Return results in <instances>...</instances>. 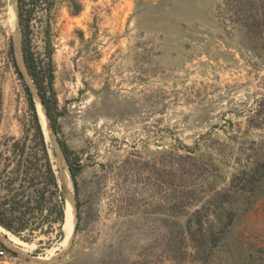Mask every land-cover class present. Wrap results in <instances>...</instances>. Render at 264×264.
<instances>
[{
	"label": "rangeland",
	"instance_id": "rangeland-1",
	"mask_svg": "<svg viewBox=\"0 0 264 264\" xmlns=\"http://www.w3.org/2000/svg\"><path fill=\"white\" fill-rule=\"evenodd\" d=\"M251 3L263 24L247 30ZM9 10L0 0V197L16 143L33 145L28 87L78 219L67 244L60 225L30 241L0 227V264H264V0H59L30 35L52 57L58 134ZM222 212L215 246L191 239Z\"/></svg>",
	"mask_w": 264,
	"mask_h": 264
},
{
	"label": "trees",
	"instance_id": "trees-1",
	"mask_svg": "<svg viewBox=\"0 0 264 264\" xmlns=\"http://www.w3.org/2000/svg\"><path fill=\"white\" fill-rule=\"evenodd\" d=\"M58 1L17 0V15L22 32V52L26 70L33 81L40 101L45 107L47 116L52 121V127L56 134H58V130L54 110L57 107L58 100L54 89L55 75L52 57H49L47 63L39 61L31 51L30 35L33 32L35 23L41 19L40 15L45 13L49 20L52 18L51 14ZM247 11L251 16L246 21H238L237 24L247 30L250 29L252 24H263V18L259 17L256 3L247 4ZM262 30H264L263 27ZM259 38L264 41V31L261 32ZM14 63L16 65L15 60ZM18 73L23 78L19 71ZM26 90L34 117L31 140L33 145L29 150L26 144L21 147H18L17 143L15 145L17 147L14 148L13 152L14 158L18 161V168L13 172L15 177H8L7 181L3 182L7 193L5 196L0 197V227L16 237L30 241L38 232L53 233L55 232V225L63 226L65 220V194L53 167L50 147L39 120L34 98L28 87H26ZM59 144L69 166L75 188L78 190L76 178L81 167L71 163L69 149L63 142L59 141ZM22 166H24V169H22ZM230 208L233 210L234 207L231 206ZM202 211V209L195 211L191 219H201ZM223 214L224 212L217 215L216 224L213 222L208 228L197 230L193 235L191 233L192 229H189L191 239L197 236L198 240L202 241L204 245L210 246V249L215 246L217 237L225 233V225L221 220ZM206 220H208V216ZM201 221L199 222L202 223ZM46 226L48 228L45 230Z\"/></svg>",
	"mask_w": 264,
	"mask_h": 264
},
{
	"label": "bare ground",
	"instance_id": "bare-ground-1",
	"mask_svg": "<svg viewBox=\"0 0 264 264\" xmlns=\"http://www.w3.org/2000/svg\"><path fill=\"white\" fill-rule=\"evenodd\" d=\"M16 10H17V0H12V5H11V8H10V14H11V16H13L14 20L16 18ZM15 33H16V39H17L18 60H19V63H21V65L23 66V68H25L24 62H23L24 59L22 57V53L20 51V46H19L20 30H19V25L17 24V22H16V32ZM64 185L69 190L70 201H71L70 205L68 206L67 216H68L69 221L71 219L73 220V224H72L69 232H67V235H66V238H65V241H66V244H67V243L70 242V240L72 238V235H73V232H74V228H75V223H76V211H75V205H74V199H73V193H72V182H71L68 174H65Z\"/></svg>",
	"mask_w": 264,
	"mask_h": 264
},
{
	"label": "water",
	"instance_id": "water-1",
	"mask_svg": "<svg viewBox=\"0 0 264 264\" xmlns=\"http://www.w3.org/2000/svg\"><path fill=\"white\" fill-rule=\"evenodd\" d=\"M8 4H9V7L11 8V5H12V0H8ZM17 6H18V2H17ZM9 8V9H10ZM10 11V10H9ZM19 26H20V24H19ZM21 29V28H20ZM21 36H22V32H21ZM22 51H23V49H22ZM23 59H24V56H23ZM24 63H25V61H24ZM25 67H26V65H25ZM27 69V68H26ZM28 72V71H27ZM29 75V74H28ZM30 77V76H29ZM32 93V92H31ZM33 95V94H32ZM37 95H38V93H37ZM39 96V95H38ZM40 98V97H39ZM41 100V99H40ZM41 103H42V101H41ZM45 113H46V110H45ZM46 116H47V114H46ZM47 118H48V116H47ZM57 144L59 145V148H60V150H61V147H60V144L57 142ZM61 152H62V150H61ZM62 155H63V153H62ZM63 158H64V155H63ZM65 159V158H64ZM69 170V169H68ZM69 173H70V171H69ZM70 176H71V174H70ZM71 179H72V177H71ZM73 181V180H72ZM64 194H65V220H64V224H63V230L65 231V237H66V235H67V232H69V230H70V228H71V226H72V224H73V220L71 219L70 221H69V219H68V216H67V210H68V206L70 205V203H71V201H70V193H69V190H68V188L67 187H65V185H64ZM74 196H75V193H74ZM76 200V199H75ZM77 208V207H76ZM76 219H78V216H77V214H76ZM75 228H76V225H75Z\"/></svg>",
	"mask_w": 264,
	"mask_h": 264
},
{
	"label": "built area",
	"instance_id": "built-area-1",
	"mask_svg": "<svg viewBox=\"0 0 264 264\" xmlns=\"http://www.w3.org/2000/svg\"><path fill=\"white\" fill-rule=\"evenodd\" d=\"M6 251L4 249L0 250V258H2L3 256H5Z\"/></svg>",
	"mask_w": 264,
	"mask_h": 264
}]
</instances>
